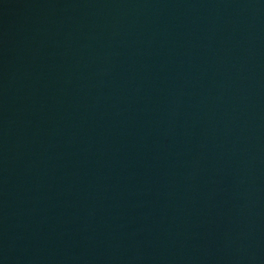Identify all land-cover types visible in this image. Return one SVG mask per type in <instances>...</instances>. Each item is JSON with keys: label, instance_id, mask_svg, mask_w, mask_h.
Listing matches in <instances>:
<instances>
[{"label": "water", "instance_id": "obj_1", "mask_svg": "<svg viewBox=\"0 0 264 264\" xmlns=\"http://www.w3.org/2000/svg\"><path fill=\"white\" fill-rule=\"evenodd\" d=\"M0 264H264V0H0Z\"/></svg>", "mask_w": 264, "mask_h": 264}]
</instances>
